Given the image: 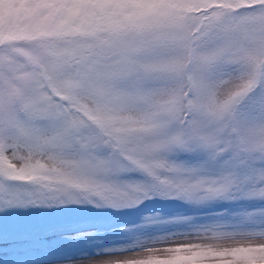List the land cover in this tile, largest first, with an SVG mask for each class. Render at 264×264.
Listing matches in <instances>:
<instances>
[{"label": "snow or ice", "instance_id": "1", "mask_svg": "<svg viewBox=\"0 0 264 264\" xmlns=\"http://www.w3.org/2000/svg\"><path fill=\"white\" fill-rule=\"evenodd\" d=\"M0 264H264V0H0Z\"/></svg>", "mask_w": 264, "mask_h": 264}, {"label": "rangeland", "instance_id": "2", "mask_svg": "<svg viewBox=\"0 0 264 264\" xmlns=\"http://www.w3.org/2000/svg\"><path fill=\"white\" fill-rule=\"evenodd\" d=\"M147 203V202H146ZM169 210H172V209H169ZM175 210V209H174Z\"/></svg>", "mask_w": 264, "mask_h": 264}]
</instances>
